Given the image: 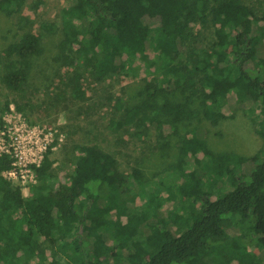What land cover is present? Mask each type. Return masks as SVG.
Returning a JSON list of instances; mask_svg holds the SVG:
<instances>
[{"label":"trees","instance_id":"obj_1","mask_svg":"<svg viewBox=\"0 0 264 264\" xmlns=\"http://www.w3.org/2000/svg\"><path fill=\"white\" fill-rule=\"evenodd\" d=\"M27 1L0 0V12L20 15ZM246 1L72 0L61 11L59 53L62 67L72 70L64 84L70 101L87 100L88 77L96 83L137 77L138 55L154 51L144 62L153 77L144 100L116 105L114 132L148 123L165 138V131L177 135L193 122L217 128L233 104L248 103L244 113L263 146L247 157L183 138L177 163L147 177L141 169L122 172L96 145H74L80 154L73 152L66 184L49 150L32 167L36 183L28 196L3 177L12 161L2 155L0 264H31L32 258L38 264H264V0ZM32 24L20 17L18 40L0 51L1 81L19 99L44 52ZM42 28L58 31L53 24ZM158 97L163 105L144 103ZM11 105L22 115L31 107L6 101L0 127Z\"/></svg>","mask_w":264,"mask_h":264},{"label":"rangeland","instance_id":"obj_2","mask_svg":"<svg viewBox=\"0 0 264 264\" xmlns=\"http://www.w3.org/2000/svg\"><path fill=\"white\" fill-rule=\"evenodd\" d=\"M254 1L247 0L246 3H254ZM72 3V0H28L20 15L7 17L0 12L1 53L8 44L18 40L20 17L33 22V32L41 35L44 49L43 54L34 59L25 99L17 98L4 87L0 73V108L6 101L30 102L31 107L26 110L25 115H20L28 126L51 129L54 133L55 142L50 159L55 161L54 167L57 169L60 183L68 182L67 173L71 169L73 152L75 157L80 154L73 148L74 145H96L115 157L122 172L131 173L133 169H141L147 177L177 163V154L180 153L178 146L183 138L201 149L208 148L217 153L230 152L247 157L262 148L263 140L255 134L250 120L244 113L249 107L248 103L233 104L231 110L227 112L228 119L217 128L211 127L206 122L200 124L193 122L191 126L180 129L177 135L166 129L165 138H158L155 126L148 123L141 128L130 126L114 132L109 124L112 119H119L120 114L116 111V105L124 108L141 105L144 100L142 96L144 88L147 83L153 81V77L148 74L144 65V62L154 57V51L149 47L145 50L144 57L138 55L136 59L135 65L141 68L137 77L114 76L96 83L83 73V70L78 72L83 77H88L83 83L87 100L81 103L70 101L68 97L70 92L66 90L64 84L67 82L65 77L69 75L66 74L72 70L62 67L59 44L63 39L60 13ZM43 24L56 25L58 31L50 33L42 28ZM262 49L264 51V45ZM0 71L3 72V69L1 68ZM58 95L59 100H57ZM145 102L149 107L163 105L164 98L158 97L156 102ZM11 107L14 108V105ZM153 111V109L147 110L146 114L151 116ZM12 114L14 113L8 111L2 117L9 119ZM201 156L202 153L196 159L199 160ZM194 163L196 162H191L190 166L192 167ZM11 184L23 189V195H29L27 185L22 186L20 182ZM99 205L104 206L105 202L100 201ZM165 209L166 207L162 208L163 213ZM82 235L83 241H89L87 233L83 232ZM105 243L104 241L103 244ZM92 247L93 244L90 249ZM47 255L49 257L50 253L48 252ZM66 257L69 259L71 255L67 254ZM30 263L38 264V259L32 258ZM107 264L120 263L116 259L109 260Z\"/></svg>","mask_w":264,"mask_h":264},{"label":"built area","instance_id":"obj_3","mask_svg":"<svg viewBox=\"0 0 264 264\" xmlns=\"http://www.w3.org/2000/svg\"><path fill=\"white\" fill-rule=\"evenodd\" d=\"M9 111L14 113L13 116L4 117L5 124L0 127V157L9 156L12 168L4 172L3 177L29 188L36 183L32 167L39 166L49 150H53L54 133L51 129L28 126L13 107Z\"/></svg>","mask_w":264,"mask_h":264}]
</instances>
